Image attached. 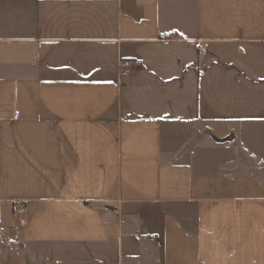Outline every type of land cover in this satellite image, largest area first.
<instances>
[{
    "label": "crops",
    "instance_id": "0c3cea01",
    "mask_svg": "<svg viewBox=\"0 0 264 264\" xmlns=\"http://www.w3.org/2000/svg\"><path fill=\"white\" fill-rule=\"evenodd\" d=\"M0 264H264V0H0Z\"/></svg>",
    "mask_w": 264,
    "mask_h": 264
},
{
    "label": "built area",
    "instance_id": "2783aa9c",
    "mask_svg": "<svg viewBox=\"0 0 264 264\" xmlns=\"http://www.w3.org/2000/svg\"><path fill=\"white\" fill-rule=\"evenodd\" d=\"M139 66L140 64L137 60H121L119 62V67L122 69H135ZM16 212H17V215L21 217L25 212V206L24 205L18 206L16 209Z\"/></svg>",
    "mask_w": 264,
    "mask_h": 264
}]
</instances>
